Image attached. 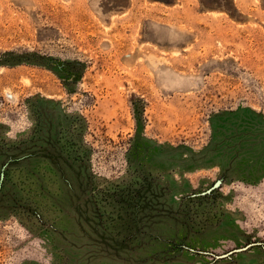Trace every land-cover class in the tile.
Wrapping results in <instances>:
<instances>
[{"label": "rangeland", "instance_id": "374dc122", "mask_svg": "<svg viewBox=\"0 0 264 264\" xmlns=\"http://www.w3.org/2000/svg\"><path fill=\"white\" fill-rule=\"evenodd\" d=\"M251 243L264 0H0V264H264L215 258Z\"/></svg>", "mask_w": 264, "mask_h": 264}, {"label": "water", "instance_id": "95a60500", "mask_svg": "<svg viewBox=\"0 0 264 264\" xmlns=\"http://www.w3.org/2000/svg\"><path fill=\"white\" fill-rule=\"evenodd\" d=\"M217 185H218V183L215 184V186H217ZM254 246H263L264 247V243H251V244H249V245H247V246H245V247H243L241 249L234 250V251H232L230 253H227L225 255L216 256L215 258L218 259V260L224 259V258H227V257H229L230 255H232L234 253L244 252V251H246V250H248V249H250L251 247H254Z\"/></svg>", "mask_w": 264, "mask_h": 264}]
</instances>
